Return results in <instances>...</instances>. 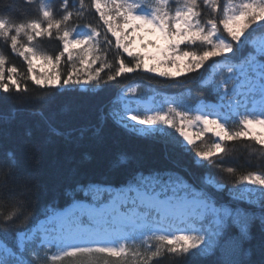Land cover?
<instances>
[{
    "label": "snow or ice",
    "instance_id": "6c2138e0",
    "mask_svg": "<svg viewBox=\"0 0 264 264\" xmlns=\"http://www.w3.org/2000/svg\"><path fill=\"white\" fill-rule=\"evenodd\" d=\"M90 9L98 15L99 23H73V17L80 20ZM61 11L63 15L57 18L53 9L45 7L39 18L11 26L9 19L0 18V38L10 41L12 52L23 58L27 66L26 72L12 66L5 73V59L0 56L3 92L8 93L15 87L17 92L27 93L28 80L47 91L72 87L88 90L93 86L100 89L138 70L176 79L206 66L213 70L210 79L214 80L215 69L232 59L228 54L235 55L244 43L242 37L247 39L248 30L264 21V0H240L239 3L224 0L222 8L218 0H202V5L200 0H91L90 6L85 0H79V8L73 5L71 10L69 0H63ZM21 34L27 43L19 40ZM38 38H55L59 41V51L41 52L35 47ZM251 43L253 48L246 57L235 66L229 64L227 75L215 83L219 104H202L197 108L198 114L192 116L186 109L171 107L167 112L154 107L141 111L122 100L120 105L113 101L108 116L124 129L143 136L159 133L168 137L163 126L176 129L189 146L194 145L193 136L198 140L204 133H212L218 141L208 150L195 153L203 161L226 154V142L241 139L254 141L264 155V38L259 43L255 40ZM37 62L43 66L40 72L36 71ZM234 119L238 121L237 127L230 128L229 121ZM193 125L202 127L193 133L188 130ZM0 169L8 170L0 171V193L14 195L16 173L7 162L0 163ZM227 171L232 172L233 168ZM240 182L256 187L233 199L258 206L259 213L241 207L218 206L210 193L192 187L178 173H138L134 183L122 186L128 193H135L134 218L116 227L110 219L98 221L94 211H81L79 202H74L63 213L48 214L41 246L55 245L65 256L98 253L122 257L128 250L123 244L114 246V241L133 239L138 232L141 237L149 234L157 241L155 250L144 255L143 264H149L153 258H156L154 264H160L165 254L177 258L180 264L193 252L202 256L213 254L231 222L238 227L239 238L225 240L231 253L225 257L224 264H243L242 242L250 236L251 223L258 220L264 233V173L248 172L240 177ZM92 189L98 191L99 186L81 190L87 195ZM119 211L117 207L116 212ZM6 219L11 220V216ZM20 236L22 248L25 234ZM0 250L15 258V264H32V260L20 259L16 251L3 243ZM243 255L248 256L250 252L244 251ZM35 258H39V252ZM0 264H9V261L0 258Z\"/></svg>",
    "mask_w": 264,
    "mask_h": 264
},
{
    "label": "trees",
    "instance_id": "16d2710c",
    "mask_svg": "<svg viewBox=\"0 0 264 264\" xmlns=\"http://www.w3.org/2000/svg\"><path fill=\"white\" fill-rule=\"evenodd\" d=\"M200 2L202 5V0ZM218 2L222 8L224 0ZM62 3L63 0H0V18L9 19L10 26L27 23L39 18L45 7L53 9L60 18ZM85 3L90 6L91 0H85ZM73 5L79 8V0H69L70 10ZM73 23L97 24L99 17L94 9H90L80 20L73 17ZM263 35L264 21L254 24L245 34L247 39L242 37L244 43L235 55L228 54L232 59L221 65H237L252 50L251 41ZM19 40L27 43L23 34ZM35 47L41 52L55 54L59 51V41L38 38ZM0 56L5 59V73L12 66L18 71H27L23 58L14 54L10 41L3 38H0ZM211 70L206 66L176 79L138 70L110 81L100 89L93 86L88 90L72 87L47 91L37 88L31 80L26 84L27 93L17 92L15 87L8 93L0 89V163L7 162L16 173L15 194L0 193V241L24 260H32V264H143L144 255L149 254V250L154 251L157 243L149 234L145 239L134 238L128 242L125 246L128 251L122 257L98 253L65 256L54 249L40 248L36 242L21 252L18 244V234L32 229L50 212L63 210L74 202H92V190L85 195L82 188L91 185L126 188L122 186L134 183L138 173H178L192 187L210 193L218 206L241 207L259 213L258 206L233 199V192L243 184L240 182L242 175L251 171L264 173L261 166L264 155L254 141L226 142V154L199 163L195 153L205 151L213 141L211 136L186 147L176 129H168V137L143 136L124 129L108 116L113 101L116 102L121 92L131 86H137L143 97L166 93L189 106L200 101L217 102L215 83L221 76H226V71L220 69L212 83L204 84ZM24 87L22 82L21 89ZM40 96L46 99L37 100ZM229 125L237 126L236 123ZM229 167L233 168L232 172L227 171ZM9 216L11 220L6 219ZM229 237L239 238V229L231 222L226 226L220 247L213 254L202 256L193 252L180 264H224L225 257L231 253L230 246H225ZM244 251L250 255L244 256ZM36 252H39L38 259ZM53 256L59 258L53 260ZM240 259L243 264H264V233L258 220L251 223L250 236L242 242ZM6 260L15 264V259ZM155 260L153 258L149 264H154ZM160 264H177V258L165 254Z\"/></svg>",
    "mask_w": 264,
    "mask_h": 264
},
{
    "label": "rangeland",
    "instance_id": "374dc122",
    "mask_svg": "<svg viewBox=\"0 0 264 264\" xmlns=\"http://www.w3.org/2000/svg\"><path fill=\"white\" fill-rule=\"evenodd\" d=\"M239 2H240V0L234 1V3H239ZM262 38H264V35L257 37L254 40L257 41V43H259ZM228 66L229 65H227V66L220 65V67L215 69V71L218 74V73H220V69L224 68L226 71V75H227ZM232 66H235V65H232ZM42 68H43V66L39 62H37L36 71L40 72L42 70ZM44 70H47V69H44ZM212 82H213V79H210V77L208 79H206V84H210ZM131 89H135V92H132ZM122 100L129 102L130 106L133 108H137V107L140 108L141 111H143V109H145V108H153L154 107V108L159 109L161 111L167 112L169 110V108L171 107V108H176L177 110H185L186 109L190 112V115H192V116H195L198 114L197 108H198V106H200L202 104H219L220 103V100H218L217 102H199L194 106H189L187 103L179 102V100H177L176 97H174L173 95H168V94H164V93H153V94H150L146 97H143L139 94L137 86H131V87L126 88L124 91H122L121 94L119 95L118 99L116 100L117 105H120ZM229 123H236V125H237L238 121H236L234 119L233 121H229ZM163 127L165 128L166 132H168V129H171V128H167V126H163ZM201 127H202V125L201 126L193 125L188 130L195 133ZM229 127L232 128L230 125H229ZM158 135H162V134L158 133ZM208 135L211 136L213 139L212 143L204 149L205 151L208 150L213 145V143L218 141V138L214 137L212 135V133L206 132V133H204V136L198 140L196 139L195 136H193L194 144L200 142L203 138H205ZM181 139H182V145H184L186 147H190L189 145H187V142L183 140V137H181ZM197 161L199 163L206 162V161L201 160L198 157H197ZM211 184L215 185V183H211ZM215 187L220 188L217 185H215ZM255 187L256 186L248 185L247 183H243L237 190H235V192H233V194H234V196H237L238 194L243 193L246 190H251ZM121 193H123V195H121ZM91 194H92V202H79L78 208L81 211H94L96 213V218L98 221L102 222L104 219H110L111 223L114 226L120 227L122 224L127 223L128 219L134 218L136 215V213L134 211V209L136 208V205L132 204V200L135 197V193H128L127 189L112 190L110 188L99 187L98 191L96 189H92ZM105 196H107L106 200L103 201ZM73 204L74 203H72L71 205H73ZM121 205H123V207H120ZM69 206L64 208L63 210H59V211H55V212L63 213L64 210L69 209ZM117 207L120 208L119 212H116ZM121 213H123L124 215H121ZM45 220H46V218L40 220L29 231L21 232V233L25 234V239H24V243H23L22 248L20 246V239H21L20 234L21 233L18 234V244H19V249L21 252L24 251L25 247H27L28 245L35 243V242L37 243L38 247L43 248L45 250L46 249L47 250L54 249V250H56V252H63L59 247H57L55 245H53V246H48V245L41 246V240L43 238V226H44ZM177 226H181V225L177 224ZM147 235L148 234L141 237L140 234L137 232L135 234V238H144L145 239ZM133 239L114 241V246L119 247L121 244L126 246V244L128 242H132ZM0 243H2V242L0 241ZM17 256L20 259H23L21 256H19V255H17ZM0 258L15 259L13 257H9L7 252L4 250H0Z\"/></svg>",
    "mask_w": 264,
    "mask_h": 264
},
{
    "label": "bare ground",
    "instance_id": "6f19581e",
    "mask_svg": "<svg viewBox=\"0 0 264 264\" xmlns=\"http://www.w3.org/2000/svg\"><path fill=\"white\" fill-rule=\"evenodd\" d=\"M66 210H64L63 212H65ZM62 212V211H61Z\"/></svg>",
    "mask_w": 264,
    "mask_h": 264
}]
</instances>
